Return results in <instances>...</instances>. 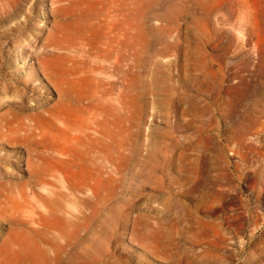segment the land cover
Wrapping results in <instances>:
<instances>
[{"label":"rangeland","instance_id":"obj_1","mask_svg":"<svg viewBox=\"0 0 264 264\" xmlns=\"http://www.w3.org/2000/svg\"><path fill=\"white\" fill-rule=\"evenodd\" d=\"M0 6V119L24 98L75 127L46 130L56 232L0 216V264H264V0Z\"/></svg>","mask_w":264,"mask_h":264},{"label":"bare ground","instance_id":"obj_2","mask_svg":"<svg viewBox=\"0 0 264 264\" xmlns=\"http://www.w3.org/2000/svg\"><path fill=\"white\" fill-rule=\"evenodd\" d=\"M6 7L7 6L5 5V8ZM5 8H2V9L4 10ZM6 10H7V8H6ZM8 10H10L9 7H8ZM71 81L73 82V79ZM80 81H81V79H80ZM72 84H75V82ZM77 84H79V83H77ZM68 85H69V83H68ZM71 86L73 87L74 85H71ZM37 95H39V94H37ZM26 101L23 98L22 106L23 105L24 106L21 108L20 113H16L14 115L12 114L11 116H7V114H5L6 116L4 118L0 119V139H4V140L6 139L7 141L12 140L14 145L20 144V145L27 147L26 149H28L29 155H28V158H27L25 163H27V167L30 168V173H31V174H29L30 176H28V179H23V178H20L16 173H14V171L9 170L7 167H3V170L1 171L2 173L0 175V216H1V218L3 217L4 219H6L10 223V225H19V226L24 225L30 231L35 232V233H38L41 230H42V232H51V231L56 232V230H52L50 228V226L43 225L45 223L46 217L50 213L47 214L46 209L44 208V206H46V204H45L46 202L44 200V195H42L38 192L39 188H47L48 189L50 187H53L54 185H53L52 177L55 179L57 178V173L54 172L55 170L53 169V165H52V161L54 158L52 157L51 153L50 154L47 153L48 155H46V152H45L49 149L45 145L47 143V142L45 143V140L47 138L46 137V135H47L46 130H47V126L49 128L51 126V125L49 126V124H51L50 121H52V123H53V121H55L57 123L58 122L63 123V126H65V129H71V127H73V126L70 127L71 123L69 126H67L68 123H66V122H68V121H65L66 118L63 121L62 116L64 114L62 112L59 113V110L54 111L52 109H47L46 110L47 112H45V109H41L44 107V106L42 107L43 104L42 105L41 104L30 105V103H29L30 106H28V105H26ZM17 102L19 103V101H17ZM68 103H69V101H68ZM17 107H19V105ZM66 109H68V107ZM71 109H73V108H71ZM71 109H70V112H71ZM42 110H44V111H42ZM66 116H67V114H66ZM63 117H65V116H63ZM55 124L56 123H54V125ZM57 125H56L57 127L61 126L59 124H57ZM73 128H75V127H73ZM51 129L53 131V128H51ZM82 129L83 128H81V131H83ZM54 130H57V129H54ZM74 130L77 132L76 129H74ZM87 130L88 129H85V131H83V132L85 133ZM67 132H69V131H67ZM70 133H71V131H70ZM48 136H50V135H48ZM51 139H53V138H51ZM2 142H4V141L2 140ZM48 143H50V142H48ZM50 144H52V143H50ZM53 144L55 145L54 142H53ZM59 144H61V143H59ZM23 146L18 147L17 150L22 152L23 149L25 148ZM66 147H69V146H66ZM45 148H46V150H45ZM55 148H57V147H55ZM52 149H53V147H52ZM58 151H59V149L56 151V153ZM23 152H25V151H23ZM49 152H50V150H49ZM53 154H54V152H53ZM58 156H59L58 157L59 159L60 158L65 159V157H62V156L60 157V155H58ZM67 161H69V159ZM67 161H66V163H67ZM1 162L4 163L3 160ZM70 162L71 161H69L68 163L70 164ZM6 163L4 165H6ZM45 163H48V165H46ZM68 166L69 165H67V169H68ZM54 182H55V180H54ZM71 182H73V181H71ZM64 184H66V183H64ZM67 184H68V182H67ZM58 187H59V184H58ZM73 187H72V189H73ZM60 188H61V184H60L59 189ZM60 191L62 192V190H60ZM53 192H55V191H53ZM58 193H56V195ZM61 194L64 195L65 193H61ZM56 195H54V196H56ZM67 195H65V197H64L65 199H66ZM57 197H58V195H57ZM60 197H62V196H60ZM54 200H56V199H54ZM46 214H47V216H46ZM20 229L21 228H18V231H17L18 236L12 237L11 235H9L7 237V239H5V242L3 243V245H8V247L13 246L14 243H16L19 240V238H21V235H19ZM59 238H61V237H59ZM65 245H67V244H65Z\"/></svg>","mask_w":264,"mask_h":264}]
</instances>
